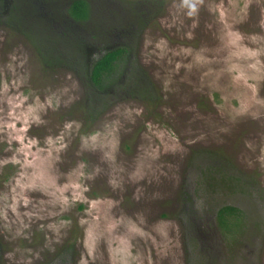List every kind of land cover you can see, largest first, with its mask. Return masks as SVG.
<instances>
[{
	"label": "rangeland",
	"instance_id": "1",
	"mask_svg": "<svg viewBox=\"0 0 264 264\" xmlns=\"http://www.w3.org/2000/svg\"><path fill=\"white\" fill-rule=\"evenodd\" d=\"M139 61L159 97L96 120L71 70L45 68L0 21L3 264H186L178 219L192 149L264 187V0H164ZM264 264V246L261 263Z\"/></svg>",
	"mask_w": 264,
	"mask_h": 264
},
{
	"label": "trees",
	"instance_id": "2",
	"mask_svg": "<svg viewBox=\"0 0 264 264\" xmlns=\"http://www.w3.org/2000/svg\"><path fill=\"white\" fill-rule=\"evenodd\" d=\"M164 0H0V21L31 43L47 68L80 79L84 112L96 120L122 98L156 102L159 93L138 53ZM222 151L194 148L180 188L178 219L186 264H260L264 187ZM0 241V264H3ZM42 264H75L67 246Z\"/></svg>",
	"mask_w": 264,
	"mask_h": 264
}]
</instances>
